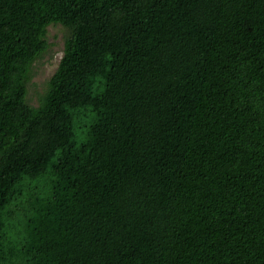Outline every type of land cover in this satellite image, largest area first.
<instances>
[{
    "label": "trees",
    "instance_id": "trees-1",
    "mask_svg": "<svg viewBox=\"0 0 264 264\" xmlns=\"http://www.w3.org/2000/svg\"><path fill=\"white\" fill-rule=\"evenodd\" d=\"M0 264H264V0H0Z\"/></svg>",
    "mask_w": 264,
    "mask_h": 264
},
{
    "label": "rangeland",
    "instance_id": "rangeland-1",
    "mask_svg": "<svg viewBox=\"0 0 264 264\" xmlns=\"http://www.w3.org/2000/svg\"><path fill=\"white\" fill-rule=\"evenodd\" d=\"M48 42L51 43V53L53 54V59L51 62L52 65H44L40 68L38 75L35 77L34 80H36L40 85L41 83L47 78V76L51 75L54 71V65L58 63L59 59L61 58V50L63 46V30L60 26H50L48 27V33H47ZM50 55V54H49ZM49 55H47L44 60H47L49 58ZM43 87L40 86L37 88L38 90H41ZM30 96L32 97L31 101L33 104H36V98L33 97L34 94L30 93Z\"/></svg>",
    "mask_w": 264,
    "mask_h": 264
}]
</instances>
